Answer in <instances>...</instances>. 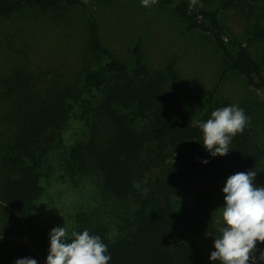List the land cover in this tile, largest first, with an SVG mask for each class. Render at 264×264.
I'll return each instance as SVG.
<instances>
[{"label": "trees", "instance_id": "obj_1", "mask_svg": "<svg viewBox=\"0 0 264 264\" xmlns=\"http://www.w3.org/2000/svg\"><path fill=\"white\" fill-rule=\"evenodd\" d=\"M90 1L0 0V15L8 17L25 8L54 11L79 7L90 11ZM217 1V8L190 7V0H157L149 7L170 9L184 23L186 33L212 37L227 65L206 97L185 101L172 90L185 83L179 57L172 56L162 67L152 68L144 35L129 46L128 57H120L102 41L93 16L88 22L87 51L98 62L87 56L78 75L42 78L40 86L30 72L5 82L0 99L11 100V104L0 114L4 169L0 218L9 223L11 236L25 234V221L43 193L42 162L67 127L72 101L91 90L95 105L88 109L87 138L71 149L70 159L80 174L98 177L104 196L133 204L134 209L124 234L112 236L111 222L96 213L79 215L75 231L87 229L91 235H99L108 246L109 264H219L210 259L219 235L213 220L216 209L225 205L222 190L227 178L254 170V183L264 186L259 117L220 95L230 72L243 76L249 88L264 95V67L247 45L264 40V28L243 41L228 33L221 12L264 0ZM231 105L244 109L250 123L233 138L226 156L212 157L203 146L198 125L211 118L212 111ZM123 106L141 119L139 126L128 122L119 110ZM49 248L45 234L36 247L1 238L0 264H15L25 257L46 264Z\"/></svg>", "mask_w": 264, "mask_h": 264}, {"label": "rangeland", "instance_id": "obj_2", "mask_svg": "<svg viewBox=\"0 0 264 264\" xmlns=\"http://www.w3.org/2000/svg\"><path fill=\"white\" fill-rule=\"evenodd\" d=\"M195 5L217 8L218 1L196 0ZM90 16L97 19L104 44L122 58L129 56V46L142 35L146 37V57L152 68H160L169 58L178 56L185 83L172 90L185 101L208 96L227 65L210 35L186 33L184 23L170 9L151 10L143 7L141 0H92L90 11L79 7L54 11L25 8L8 17L0 15V92L6 90L5 82L20 75L26 77L29 72L34 73L38 86L42 78L56 74L78 75L84 59L94 58L87 51ZM221 17L231 36L246 41L252 32L264 28V2L225 9ZM247 45L264 67V40ZM91 92L72 101L67 127L42 162L43 193L32 216L25 221V234L11 236L9 223L0 218V239L9 238L16 245L26 241L36 247L44 234L50 240L53 228L66 223L70 235L77 228L79 215L93 213L111 222L112 236L126 232L134 205L104 196L98 177L80 174L69 156L71 149L87 138L86 122L91 118L88 109L95 105ZM220 95L259 117L258 136L264 148V95L249 88L244 77L235 72L223 81ZM10 104L11 100L0 99V114H5ZM119 110L131 125L141 124V119L127 107ZM1 159L2 155L0 180L4 174ZM221 211V207L216 209L213 221ZM214 226L217 227L215 223ZM257 249L264 250V243ZM259 254L260 251L255 253L257 257Z\"/></svg>", "mask_w": 264, "mask_h": 264}, {"label": "clouds", "instance_id": "obj_3", "mask_svg": "<svg viewBox=\"0 0 264 264\" xmlns=\"http://www.w3.org/2000/svg\"><path fill=\"white\" fill-rule=\"evenodd\" d=\"M87 2V0H85ZM157 0H141L143 7H151ZM196 0H190V7ZM202 6V5H201ZM250 123L244 109L239 105L218 108L211 112V118L200 122L203 146L212 157L226 156L229 145L238 133H243ZM209 163L208 160L202 161ZM257 172H237L227 178L223 187L225 205L217 225L214 247L210 259L219 264H264V250L257 249V243H264V186L254 181ZM50 248L46 264H109L111 256L108 246L99 235H91L85 229L72 231L55 227L50 232ZM260 251L257 257L255 253ZM15 264H37L31 257L17 259Z\"/></svg>", "mask_w": 264, "mask_h": 264}]
</instances>
